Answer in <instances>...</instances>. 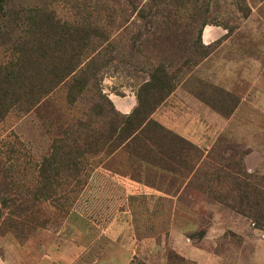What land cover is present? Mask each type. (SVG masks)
<instances>
[{"label":"rangeland","instance_id":"rangeland-1","mask_svg":"<svg viewBox=\"0 0 264 264\" xmlns=\"http://www.w3.org/2000/svg\"><path fill=\"white\" fill-rule=\"evenodd\" d=\"M0 5V264H264V0Z\"/></svg>","mask_w":264,"mask_h":264},{"label":"trees","instance_id":"trees-1","mask_svg":"<svg viewBox=\"0 0 264 264\" xmlns=\"http://www.w3.org/2000/svg\"><path fill=\"white\" fill-rule=\"evenodd\" d=\"M23 66H25V63H0V85L3 86L0 87V89H4L2 94H0V102H3V104H5V107L8 105L9 100L12 99V96H7L6 92L8 89L16 85L20 74L26 71L25 67ZM5 107H0V113L1 111L5 110ZM145 108V102L139 101L138 105L129 115L124 118H118L112 115L108 118L106 130H102L101 132H99L98 136L94 137L90 134V132H88L87 137H89V139H92V142L95 141V143L105 145L117 132V136H120L122 132L126 133V137L130 136L131 134H133L134 136L136 131H143L144 127L151 123L149 120V113H147V110L145 111ZM129 130L130 132L128 133L127 131ZM134 139H136V137ZM77 140L79 139L77 138ZM63 145H66L68 148V150H62L65 157H67L71 161L70 163H72L73 165L78 164V161H81V158H83V153L79 151H77L76 153L73 152L74 148H78L77 142L73 140L71 143L65 142Z\"/></svg>","mask_w":264,"mask_h":264}]
</instances>
